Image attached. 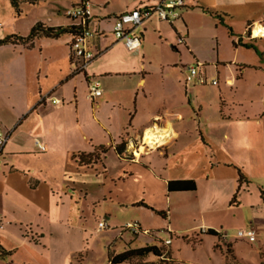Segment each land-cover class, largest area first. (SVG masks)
Here are the masks:
<instances>
[{
    "label": "crops",
    "instance_id": "crops-1",
    "mask_svg": "<svg viewBox=\"0 0 264 264\" xmlns=\"http://www.w3.org/2000/svg\"><path fill=\"white\" fill-rule=\"evenodd\" d=\"M27 1L29 8L25 12L14 8L11 0H5V8L0 10V41L10 36L27 37L38 23L70 30L75 23L66 17V10L82 2ZM84 1L91 6L90 29L95 37L90 49L97 54L86 74L75 73L70 33L57 39H37L31 47L22 44L0 47V128L11 135L0 155V223L4 225L9 218L15 227L16 222L23 226L27 219L37 220L46 211L50 214L55 207L57 189L66 184L69 188L67 182L72 174L85 167L78 162L82 154L88 156L104 147L108 152L102 160L114 153L124 161L116 148L125 144L122 156L134 152L144 159L155 152H145L150 149L144 142L148 132L158 135L166 132V142L157 151L163 157L173 156L182 144L188 152L195 150L196 155L208 159V180L211 173L221 168L235 171V178L228 182L233 189L228 200L231 203L238 192L240 206L239 198L244 201L253 183L246 164L255 162L257 173L264 176V67L261 63H239L234 58L228 65L235 71L228 73L222 69L226 62L218 58L215 76L207 71L202 75L217 80V85L187 83L184 50L193 55L197 64L203 65L201 68L205 67L201 61L205 54L191 47L190 31L182 11L180 19L172 24L159 20L156 15L145 20L132 33L141 38L142 47L130 51L114 36L117 17L151 8L159 0ZM252 1L186 0L187 8L183 11L215 17L204 11L208 9L222 16L221 26L231 29L229 20L241 11L244 19L251 20L247 21L251 26L246 29V37L233 39L231 34L232 44L239 52L245 48L239 42L253 45L252 39L264 38L254 35L257 25L264 28V19H251L248 9ZM255 53L259 52L255 50ZM180 65H184L182 69ZM89 79L101 83L103 93L95 101L88 98ZM47 95L61 100L62 104L42 102ZM37 142L45 151L39 150ZM129 142L136 148L131 149ZM132 162L137 164L139 160ZM239 172L245 178L241 186ZM60 176L68 180L61 183ZM259 195L254 209H264L263 188ZM168 228L166 225L165 229ZM30 231L31 236H21V245L36 246L38 239L44 238L38 227L36 234L33 229ZM2 243L0 240V247L11 255L0 256V264H30L18 263L15 256L19 248ZM233 255L236 257L234 252Z\"/></svg>",
    "mask_w": 264,
    "mask_h": 264
},
{
    "label": "rangeland",
    "instance_id": "rangeland-1",
    "mask_svg": "<svg viewBox=\"0 0 264 264\" xmlns=\"http://www.w3.org/2000/svg\"><path fill=\"white\" fill-rule=\"evenodd\" d=\"M4 3L5 0H0V10H4ZM28 5L27 0H18V9L26 12ZM263 7L264 0H253L251 9H248L251 19H264ZM239 12L233 20H229L230 29L221 26L216 17L202 15L198 11L194 15L182 11L190 31L191 47L197 53L205 54L201 58L205 67L197 69L198 77L193 80L197 86H201V79L212 86L213 78H203L202 75L207 71L210 76H215L218 58L226 62L222 64V69L228 73L235 71L228 65L234 58L239 63L256 62L264 67V38L252 39L255 46L252 50L243 48L236 52L232 44L230 30L234 34L233 39L246 37L247 21L250 20L244 19L245 16ZM184 51L185 67L197 66L193 55ZM175 72H179L178 69ZM163 146L146 149V154L155 152L144 159L134 155V152L121 156L124 161L114 153L107 155L105 160H102L103 155H99V161L94 163L96 165L82 167L72 174L67 182L69 188L66 184L57 189L53 202L55 207L50 214L46 211L37 220L27 219L23 226L16 222L15 227L9 218L4 225L0 223L2 244L19 248L15 256L18 263L109 264L110 251L121 253L128 245L133 249L144 247L152 243L151 236L155 235L164 240L161 247L164 249L162 258L166 262L151 254L124 264H264V209L252 208L257 199L260 200L259 191L264 189V176L257 173L255 162L246 164L253 182L250 192L244 195V201L239 198L240 206L237 198L231 207L228 199L233 189L228 182L235 178V171L221 168L215 172L217 174L211 173L208 180V159L196 155L195 150L188 152L182 144L177 146L173 156L166 158L157 152ZM78 158L81 163L83 158ZM88 160H85L87 164ZM135 160L141 164H134L132 161ZM189 178L196 181L195 192L168 193V181ZM67 180L59 178L61 183ZM161 211L170 215L169 220L158 214ZM102 220L108 224L105 230L98 228ZM134 223L147 230L150 236H135L123 230ZM166 225L172 231L165 229ZM36 227L44 238L38 239L36 246L21 245V236H31L32 229L36 234ZM247 229L255 231V242L239 237V232ZM209 230L216 231L219 236L209 235Z\"/></svg>",
    "mask_w": 264,
    "mask_h": 264
},
{
    "label": "built area",
    "instance_id": "built-area-1",
    "mask_svg": "<svg viewBox=\"0 0 264 264\" xmlns=\"http://www.w3.org/2000/svg\"><path fill=\"white\" fill-rule=\"evenodd\" d=\"M186 7V0H159V2L151 8L125 12L117 17L115 21L114 36L117 42L123 43L128 50L132 51L139 49L142 47L141 38L132 34L136 28L154 15H156L159 20L172 24L180 19L181 11ZM90 10V3L82 0L80 4L70 7L65 13L66 17L75 23L73 27L78 29L70 44L71 59L76 74H86L90 64L97 58V54L90 49L91 40L95 37L94 31L90 29ZM179 42L181 44L184 43L182 39H180ZM202 66V64L189 66L188 76L186 78L187 83H191L198 76L197 69ZM200 83L202 85L207 84V81L202 79ZM217 84V80L212 81V85ZM102 93L101 83L96 79H89L88 98L91 101H95L102 96ZM43 101H52L56 105L62 104L61 100L53 99L50 95L45 96L42 99V102ZM10 136V133H6L0 128V155L9 141ZM37 146L40 151H45V147L39 142H37ZM129 147L134 149L136 145L133 142H129ZM148 148L151 150L150 145ZM134 155L136 154L134 153ZM98 228L99 230L107 229V222L102 220L99 222ZM125 228L133 232L142 230L144 234H148V231L143 230L138 223L129 224ZM239 237L252 243L256 241V233L252 229L240 231ZM166 243L170 244V241H166Z\"/></svg>",
    "mask_w": 264,
    "mask_h": 264
},
{
    "label": "trees",
    "instance_id": "trees-1",
    "mask_svg": "<svg viewBox=\"0 0 264 264\" xmlns=\"http://www.w3.org/2000/svg\"><path fill=\"white\" fill-rule=\"evenodd\" d=\"M11 1H12V5L14 6V8H16L18 10V0H11ZM186 8H183V10ZM204 11L207 14H211V15L215 16L216 18H218L219 22L221 24L223 23L222 16L214 14L213 12H211L208 9H204ZM249 26H251V23H248V27ZM77 31H78V29L75 27H71L70 30H66L64 28L47 27L46 25H44L42 23H38L33 27V29L31 30L30 34L27 37H20V36L7 37L4 40L0 41V47L6 46V45H20V44L28 45L29 47H31L33 45V42L37 39H40V38L57 39V38L61 37L64 34H67V33H70L71 35L74 36ZM230 34H232V30H230ZM249 35H250V32H249ZM234 45H237V44H234ZM238 45H241V46L245 47L246 49H254L255 48L253 45L242 44L241 42H239ZM124 149H125V144H122L116 148V153L118 154L119 157H121L123 155ZM107 152H108V149L101 147V148H99L98 152L96 151V153H94V154H91L88 156H83V154H82L81 157L83 158V160L81 161V163H83L85 166L86 165L90 166L91 164H94L96 161H99V155H104ZM84 160H88L89 161V162L87 161L88 164L86 163V161L83 162ZM244 181H245V178H244L243 174L241 172H239V184H240V186H241V184H243ZM239 189H240V187H239ZM196 190H197V184L193 180H174V181H169L167 183L168 193H187V192H195ZM237 194H238V192H237ZM237 194L234 195V197L230 203L231 206H233V203L237 199ZM158 214L162 218L167 219L166 213L158 212ZM123 230L130 231L135 236L146 235L142 232V230H140L139 232H133V231L128 230L126 228H123ZM208 234L214 235V236H219V234H217V232L214 230H209ZM147 236H150V235L147 234ZM151 238H152V243H148L147 245H145L144 247H141V248L133 249V248H131V246L128 245L124 249V251L121 253H113L110 251L108 254L109 264H124V263L130 262L132 259L143 258V257H146V256L151 255V254L157 258H160V260L162 259L163 260V261L161 260L162 262H166V260H164L162 258L164 256V249H163V247H161V245L164 244V240L161 239L159 236H155V235L151 236ZM10 255H11V252H6L3 248L0 247V256L1 257H8Z\"/></svg>",
    "mask_w": 264,
    "mask_h": 264
},
{
    "label": "bare ground",
    "instance_id": "bare-ground-1",
    "mask_svg": "<svg viewBox=\"0 0 264 264\" xmlns=\"http://www.w3.org/2000/svg\"><path fill=\"white\" fill-rule=\"evenodd\" d=\"M254 35L257 37H264V28L260 25H257L254 30ZM165 132V131H164ZM159 133V131L157 132ZM161 132L160 135L156 133H147V136L145 137V144H149L152 149H155L156 146H160L165 144L166 142V132ZM145 149V148H144ZM146 150V149H145ZM141 151H143V148H141Z\"/></svg>",
    "mask_w": 264,
    "mask_h": 264
}]
</instances>
